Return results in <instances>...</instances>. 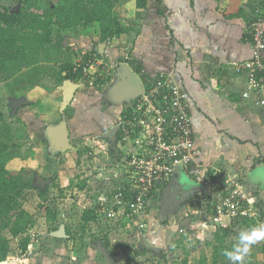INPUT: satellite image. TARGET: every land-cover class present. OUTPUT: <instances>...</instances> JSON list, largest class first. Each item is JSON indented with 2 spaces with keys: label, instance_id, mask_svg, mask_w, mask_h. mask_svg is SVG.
I'll list each match as a JSON object with an SVG mask.
<instances>
[{
  "label": "rangeland",
  "instance_id": "rangeland-1",
  "mask_svg": "<svg viewBox=\"0 0 264 264\" xmlns=\"http://www.w3.org/2000/svg\"><path fill=\"white\" fill-rule=\"evenodd\" d=\"M50 1L56 2L55 0ZM151 1L154 2V0ZM17 2V0H1L3 5L16 4L17 6L19 4L20 7L22 3ZM126 2L130 7L134 6L135 0H118L117 10L123 23L130 25L134 20L122 17L121 6ZM45 4L46 2L41 0V7H33L32 10L42 13ZM98 30L95 25H91L86 29L79 27L78 33L80 34H77L75 30L65 31L63 45L64 49L68 51L67 56H73L76 50L79 51L80 46L93 48L90 47V44L94 37L91 36V40H81V38H85L89 34L100 35ZM54 39H57L56 35ZM39 56L45 57L44 53H40ZM61 56L66 57V54ZM60 62L61 60H57L49 64L45 58L41 59L35 65L38 74L31 71L30 67L24 68L27 86L18 88L19 84L15 83L11 86V88L17 87V96L8 94L10 89L6 87V81L0 82V102L4 98L0 108L6 114L8 122L12 123L14 129L19 131L18 134L21 136L24 135L25 129L29 132V135L26 138L24 135L23 138L22 155L12 159L7 166L12 174L25 170V175L32 182V188L25 193L24 206L37 220L34 229L37 236H33L26 254L20 253L18 239L10 238L12 251L7 260L1 264H127L131 257L133 258L130 260L132 264H200L202 256H206L207 262L212 264L213 247L206 245V236L214 227L202 225L209 220L206 215L207 206L212 204V196L214 197L213 191H211L213 182L207 176L204 177L209 183H206V192L194 194L181 204L174 199L167 202L163 194L156 207L154 203L149 205L144 218L141 217L132 223H129L128 219H125L124 223L119 220H108V213L99 210L101 206L97 200L100 194L114 190L116 186L123 183L124 179V172L119 164L122 161L119 160L120 155L109 150L108 145L112 146V144L103 137L104 129L110 123H116L120 119L118 114L121 104L117 108L118 104L112 105L114 102L111 101L110 108L107 107V110L103 111L104 113H102L103 105L100 108L101 113L100 110H97V113L94 111L95 107L99 108L96 106V100H99L101 95L106 96L105 94L110 92L113 82L110 79L101 89L96 87V80L93 78L83 79L78 83L65 81L63 83L64 86L66 84L65 87L77 86L73 99L67 107L71 106L70 119L76 121L78 125L83 123V129L80 134L74 135L71 148L63 144L57 135V126L61 124L59 122L62 121V118L60 117V120L57 118L62 105L65 106L67 100L64 101V98L58 93L59 89H56L54 78H49L46 73L47 70L51 72L53 66L60 67ZM131 72L139 79L133 71ZM109 73L112 75L111 72ZM44 75L48 78L43 79ZM31 77L32 79H30ZM87 112L88 115H86ZM42 115L45 117L41 118ZM18 118H23V122L19 123ZM86 146L92 148L91 153H84ZM77 159L80 160V163L76 162ZM70 170H73L75 175H79V177L75 176L74 183H79L84 179L89 180L86 188L81 190L77 186L68 187L71 181ZM113 171L116 173L114 174ZM111 174L113 180H107L106 177L109 178ZM183 174L184 180L189 181L190 176L186 172ZM214 176L217 180L219 179L218 173ZM114 179H117L118 182H115ZM196 179L201 181L203 178L197 177ZM220 182H217L216 185ZM102 185H104L103 189L96 195V190L100 189ZM233 185L241 186L243 184L232 181L226 183L227 188ZM61 189H64L63 194H61ZM40 191H45L48 195L47 205L58 209V229H62V233L66 235L67 227L65 228V225H70L75 235L74 239H72L73 235H69L71 236L69 240H60L58 246L53 244L52 234L55 231L51 232L50 230L53 224L46 217V207L39 206L42 202ZM253 203L256 206V211L253 210V213L250 211V215L255 218L254 223L251 226L237 225L236 231L228 237L226 243L238 244L240 242L238 231L241 233L253 229L264 230L263 220L260 216L262 208L257 204L256 198H253ZM151 206L153 207L150 208ZM94 207H97L96 211L100 213L99 222L86 224L85 231H82V213L84 210ZM183 220H188V222ZM228 223H230L229 218L224 224ZM155 232L158 233L157 236H155ZM144 235L157 249H151L143 244L142 236ZM106 236L110 241L109 251L114 256L113 259L110 257L109 261L99 250V247L103 246ZM123 245L127 247V250L123 248ZM263 246L264 238L252 244L249 253L244 257L243 264H264ZM110 252L108 253L110 254ZM227 263L231 264L228 259ZM218 264H221V260Z\"/></svg>",
  "mask_w": 264,
  "mask_h": 264
},
{
  "label": "crops",
  "instance_id": "crops-1",
  "mask_svg": "<svg viewBox=\"0 0 264 264\" xmlns=\"http://www.w3.org/2000/svg\"><path fill=\"white\" fill-rule=\"evenodd\" d=\"M128 5L126 2L121 6L122 17L134 20L128 31L113 37L112 41H101V27L95 24L100 35L89 34L81 40L94 37L90 47L99 49L103 44L99 53L111 63L128 54L149 75L170 74L189 94L196 144L201 150L187 174L192 179H196L193 175L197 174L205 183H208L204 179L207 176L213 186L220 181L224 184L241 182L250 197L256 198L259 206L262 201L264 206V197L258 195L264 194V187L250 179L245 181L257 161L264 158L263 108L257 105L254 93L248 97L243 95L247 90L246 76L234 71V62L252 57L249 28L258 13L255 0H154L153 3L148 0L146 9H138L136 1L134 6ZM63 83L56 89L65 101L70 87ZM130 102L121 105L119 116ZM70 112L71 106L63 104L57 120L69 119ZM67 121L69 128L71 125L77 128L76 121ZM112 177L111 174L106 179L113 180ZM166 188L149 204L154 203L156 207ZM104 193L97 200L101 207ZM262 220L264 224V217ZM58 242L60 240L54 239L53 244L58 246Z\"/></svg>",
  "mask_w": 264,
  "mask_h": 264
},
{
  "label": "trees",
  "instance_id": "trees-1",
  "mask_svg": "<svg viewBox=\"0 0 264 264\" xmlns=\"http://www.w3.org/2000/svg\"><path fill=\"white\" fill-rule=\"evenodd\" d=\"M17 1L22 3V5L18 9L12 10V4L3 5L0 0V82L6 81V87L10 89L8 92L9 95L17 96V87L11 88L14 83L19 84L18 88L27 86L25 84L27 78H25L24 68L30 67L31 71L38 74L39 72L37 68H35V65L44 58L49 64L57 60H63V62H60L61 65L58 68L50 66L53 72H49V70L46 72L49 78H54L57 86L67 80L72 83H78L80 80L93 78L96 80V87L101 89L107 81L112 79L110 73L99 75L97 73L95 75L98 76H93V74L87 76L83 71V67L89 60L104 57L99 53V49L95 47L90 49L81 47L79 51L76 50L73 54L74 57L67 56L68 51L64 49L63 39L65 38V31L75 30L77 34H80L78 33L79 27L86 29L95 24H99L101 27V37L99 38L101 41L109 40V38H113L128 31L130 28L129 24L123 23L117 10L118 0H55L56 2L42 0V2H46L42 13L32 10L33 7H41V0ZM135 1L138 9L147 8L148 0ZM255 9L258 11L264 9V0H255ZM255 19L256 18H254V20ZM55 35L57 39H54ZM40 53H44L45 57L41 58L39 56ZM61 53L66 54L64 59H61ZM123 59L124 58H120V60ZM106 60L110 59L106 58ZM132 62L131 60V63ZM78 63L82 66L75 70V66ZM133 67L134 70L143 77L144 81L150 76L147 73L142 74V66L133 63ZM47 76L44 75L43 79L48 78ZM30 79H32V77ZM30 79L28 80L31 81ZM3 99L4 98L1 99V102ZM109 104H111V102L106 96L101 95L99 100H96V106H99V108H94L95 113H97V110H100L101 113L100 108H102V105L105 107V110H107V107L109 109ZM112 105H114V103ZM127 113H129V109L124 107L119 117L122 118ZM86 115H88V112ZM7 119L6 114L2 108H0V262L6 261L12 251L10 238H17L20 253L26 254L33 236H37L34 231L37 220L24 206L26 201L25 193L32 188V182L25 175V170H21L17 174H12L7 166L12 159L22 155L23 138L24 135L26 138L29 132L25 129L24 135L21 136L18 134L19 131H16L12 123L8 122ZM22 119L23 118H18L19 123L23 122ZM119 120L120 119H118L117 122H119ZM116 123H110L104 130L109 129ZM91 151L92 148L90 146L84 148V153H91ZM76 162L80 163V160L77 159ZM260 162H264V158L257 161V163ZM69 175L71 181L68 187L73 188L78 185L77 187L81 190L87 187L86 179L81 180L79 183H74L75 176L79 177V175H75L73 170H70ZM125 176L126 173H124V177ZM193 176L194 178L198 177L197 174ZM224 186H226V184H224L223 181L213 186L212 195H214V197L211 195L212 204L207 206L208 211H206V215L209 219L206 225L214 227L209 235L206 236V245L213 247L212 264H218L219 260H221V264H228L227 258L223 253L226 250H232L235 243L232 242L228 244L226 240L236 231L237 225L251 226L255 221L254 217L237 216L236 218L233 217L230 223L224 225L216 220L218 216L216 205L235 187V185L228 188L227 186L224 188ZM63 190L64 189H61V194H63ZM39 195L42 201L39 206L46 207V217L48 221L53 224L50 230L51 232H56L59 228L57 224L58 209L54 206L47 205L48 195H46L45 191H40ZM260 203V207L262 208L260 216L263 218L264 206H262V201H260ZM152 207L153 206L150 208ZM96 208L97 207H94L83 211L82 231H85L86 224L99 222L100 213L96 211ZM199 214L198 212V215ZM133 221L134 220H129V223ZM119 222L124 223V220H119ZM237 233L240 234L239 231ZM67 235H73L72 239L75 237L70 225H67L66 228V236ZM66 236L52 237L53 239L65 241L71 238V236ZM103 244V247L110 252V241L107 236ZM144 247L146 248V246ZM123 248L127 250V247L124 245ZM262 249L264 251V246ZM110 254V257L113 259V254L111 252ZM130 260H133V258L131 257L127 264H132ZM200 264H209L206 256L201 257Z\"/></svg>",
  "mask_w": 264,
  "mask_h": 264
},
{
  "label": "built area",
  "instance_id": "built-area-1",
  "mask_svg": "<svg viewBox=\"0 0 264 264\" xmlns=\"http://www.w3.org/2000/svg\"><path fill=\"white\" fill-rule=\"evenodd\" d=\"M249 34L253 43L252 57L234 62V71L246 76L247 90L243 95L248 97L254 93L264 113V9L258 11ZM133 63L139 65L128 54L123 60L112 63L105 57L94 58L83 71L87 76H98L109 74L121 64L132 68ZM81 66L78 63L75 70ZM142 74H145L144 68ZM142 85L143 92L125 106L129 113L118 122L114 148L122 154L119 164L126 176L121 185L102 197L103 206L99 210L107 212L110 220L144 218L149 202L169 184L177 168L187 173L201 153L194 138L190 97L183 86L164 72L150 74L146 81L142 80ZM216 209V220L224 224L227 218L231 221L237 216L251 217L256 206L247 187L235 185Z\"/></svg>",
  "mask_w": 264,
  "mask_h": 264
},
{
  "label": "water",
  "instance_id": "water-1",
  "mask_svg": "<svg viewBox=\"0 0 264 264\" xmlns=\"http://www.w3.org/2000/svg\"><path fill=\"white\" fill-rule=\"evenodd\" d=\"M103 48V44H101L99 51L101 52ZM77 90V86H73L69 89L68 92V98H67V104L69 105L73 99L74 93ZM109 93H112L115 91L117 93V97L115 98V102L120 105L122 103L130 102L131 99H134L136 96H138L140 93L143 92V85L141 80L136 78L134 75H132L131 69L127 64H121L116 68V73L114 76V80L111 84V88L109 90ZM23 104V103H22ZM60 125L57 126V135L60 141L65 144L68 147H72L71 140H70V131L68 127V121L64 117L62 119ZM119 130V125H115L112 128H109L106 130L103 134V137L106 138L109 142L113 143L117 139V134ZM183 170L181 167L177 168L176 173L173 175L171 181L167 185V188L165 192H170L171 190L174 192L176 188H181L185 191L183 193L182 190H180L183 195L180 197L181 200L178 201L179 204L181 202H186V200L191 197L194 194L197 193H203L206 192V183L202 181H198L196 179L190 180H184L183 176ZM252 180L254 182H257L261 185V187H264V162H260L256 164L255 168L251 171V173L248 175L247 178H245V181ZM55 236L62 237L64 234L62 231H56L53 233ZM142 242L143 244H146L151 249H157L156 246L152 245L147 238V236H142ZM99 250L105 255V257L110 260V254L104 247H99Z\"/></svg>",
  "mask_w": 264,
  "mask_h": 264
},
{
  "label": "clouds",
  "instance_id": "clouds-1",
  "mask_svg": "<svg viewBox=\"0 0 264 264\" xmlns=\"http://www.w3.org/2000/svg\"><path fill=\"white\" fill-rule=\"evenodd\" d=\"M132 71L139 77V79L142 82L143 77L141 78L140 77L141 75L137 73L134 70V68H132ZM115 73H116V69L114 73L112 72V79H111L112 81L114 80ZM117 137H118V134H117ZM115 143L116 142H113L112 144H115ZM262 238H264V230L257 231L253 229L251 231H247V230L242 231L239 234L240 242L238 244H235L232 250L224 251L223 255L231 262V264H243L244 257L249 253L251 245L256 243L259 239H262Z\"/></svg>",
  "mask_w": 264,
  "mask_h": 264
},
{
  "label": "flooded vegetation",
  "instance_id": "flooded-vegetation-1",
  "mask_svg": "<svg viewBox=\"0 0 264 264\" xmlns=\"http://www.w3.org/2000/svg\"><path fill=\"white\" fill-rule=\"evenodd\" d=\"M13 8H12V10H14V9H18L19 8V4L16 6V4H14L13 6H12ZM106 98L111 102V101H115L116 99L115 98H118L117 97V93L115 92V91H113L111 94L110 93H108V94H106ZM116 102H114V104H115ZM103 111H106L105 110V107L103 106ZM102 113H104V112H102ZM68 119V118H67ZM69 121H70V118L68 119ZM101 124H103V123H101ZM101 124H99L102 128H103V126L101 125ZM118 124V122L115 124V125H117ZM115 125H113V126H115ZM112 126V127H113ZM68 127H69V122H68ZM100 127V128H101ZM112 127H110V128H112ZM74 127L71 125L70 126V128H69V131H70V140H71V145H73V143H72V139L74 138V135L75 134H80V132H81V130L83 129V123L82 124H80V125H77V128L76 129H73ZM104 129V128H103ZM104 132H105V130H104ZM104 132H103V134H104ZM108 143H110L109 141H108ZM110 144H112V143H110ZM109 147H110V151H113V152H115V153H117V154H119L120 155V159H121V157H122V154H121V152H118V150L117 149H115L114 147V145L112 144V146H110V145H108ZM119 159V160H120ZM180 190H182L181 188H176L175 190H174V192L171 190L170 192H166L165 194H164V199L167 201V202H169L171 199H174L177 203H178V201L179 200H181V196L183 195V193H185V191L184 190H182L183 191V193H181L180 192ZM263 192H261V194H258V195H260L261 197H264V194H262ZM181 203H183V202H181Z\"/></svg>",
  "mask_w": 264,
  "mask_h": 264
}]
</instances>
